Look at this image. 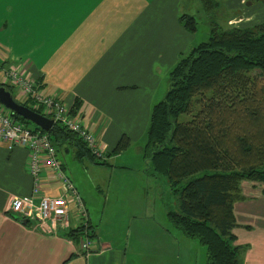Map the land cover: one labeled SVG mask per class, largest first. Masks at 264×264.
I'll return each mask as SVG.
<instances>
[{
	"label": "crops",
	"instance_id": "crops-1",
	"mask_svg": "<svg viewBox=\"0 0 264 264\" xmlns=\"http://www.w3.org/2000/svg\"><path fill=\"white\" fill-rule=\"evenodd\" d=\"M195 1L196 7L186 0H0V85L10 86L4 76L8 67L37 81L46 96L62 103L94 134L106 156L122 138L130 140V147L142 142L137 149L138 168H134L140 187L127 195L132 197L131 203L134 199L133 211L120 237L113 235L115 228L102 227L104 209L97 211L99 216L91 214L60 160L89 211L94 245L88 256H82L78 239H68L70 229L57 236L46 235L10 212L14 198L32 194L30 153L21 146L10 150L0 143V264H134V256L181 261L184 237L173 235L167 223L163 233L154 235L153 230H147L154 204L145 196L149 188L142 184L153 175L146 172L142 149L152 109L168 92L171 70L197 45V33L188 32L180 23L183 14L196 16L200 3ZM228 2L234 4V0ZM241 3L246 8H242L243 14L229 18L230 26L249 27L264 21L263 4ZM236 19L238 25L234 24ZM10 87L16 100L28 102ZM72 150L75 156L74 149L65 151ZM125 154L107 157L109 165L104 166L89 157L83 160L87 159L93 170H107L116 168L112 160ZM44 170L42 193L59 196L61 185ZM242 195L244 200L234 207L236 243L243 247L239 261L264 264V194L243 190ZM238 211L248 214L243 224ZM132 227H137L135 232ZM134 235L141 244L135 253Z\"/></svg>",
	"mask_w": 264,
	"mask_h": 264
},
{
	"label": "trees",
	"instance_id": "trees-1",
	"mask_svg": "<svg viewBox=\"0 0 264 264\" xmlns=\"http://www.w3.org/2000/svg\"><path fill=\"white\" fill-rule=\"evenodd\" d=\"M199 1L211 16L209 39L181 56L171 70L168 92L152 109L142 153L146 172L167 177L178 197L179 209L167 211L169 222L207 249V264H240L243 247L236 243L234 207L244 200L241 183H264V85L250 76L253 71L264 74V21L235 27L228 18L222 25L214 19L219 2ZM256 3L264 0L248 4ZM180 23L196 34V16L183 14ZM19 103L43 115L29 102ZM182 116L191 119L182 122ZM48 134L58 151L71 148L77 160L89 157L103 166L109 165L107 157L131 146L122 138L112 153L97 158L77 133L60 123ZM79 236V230H71L68 239Z\"/></svg>",
	"mask_w": 264,
	"mask_h": 264
},
{
	"label": "rangeland",
	"instance_id": "rangeland-1",
	"mask_svg": "<svg viewBox=\"0 0 264 264\" xmlns=\"http://www.w3.org/2000/svg\"><path fill=\"white\" fill-rule=\"evenodd\" d=\"M186 1L188 3H192L193 0L192 1L186 0ZM217 1L219 2L220 8L215 13L214 19L215 21L221 23L222 25L226 24L228 18L243 14L242 8L243 9L246 8L244 6L241 7L242 6L241 0H234L233 2L234 4H231L230 2H228V0H217ZM198 3H200L199 0ZM260 4H263L261 5V7L264 9V3H260ZM191 5L192 7H196L195 3H192ZM199 5L200 6L196 9V13H195L196 20L198 23L197 25L198 29L196 32L197 45L208 41L211 31L210 13L207 12L205 9H203L202 4ZM263 17H264V13L261 19ZM237 21L238 19L234 20L235 25H238L240 23ZM257 21H255V24L257 23ZM250 76L260 86L264 85V74H262L260 71H253L250 74ZM198 109H196V111ZM190 119H191L190 116H182L180 118L182 122L189 121ZM30 127L32 128L35 126L30 125ZM140 144H142V142L140 141L137 142L136 144L134 143V146L130 147L126 151L127 154L123 155L121 158L117 160L116 159L112 160L114 164L116 162L115 165L116 168L113 169L107 168V170H104L102 168H98V170H93L89 166L90 163L87 159L83 161L77 160L74 156L73 150L70 151L69 153H66V151L64 150L58 152V158L62 160L63 163L66 164L67 174H69L72 177L73 181L76 183L77 187L81 191L86 203L88 204L91 214L95 217L99 216L97 211L104 209L106 213L102 227L108 230L115 228L113 235H117L118 237H120V234L124 232V227L127 228L128 223L126 218H128L130 216V212L133 211L131 205L134 204V199H133V203H131L130 199L132 197H127V195L132 194L133 191H135L140 187V181H138V179H134V168H138V164H139L137 158L138 155L137 149ZM64 159L66 160L64 161ZM125 168H129L130 170ZM113 170L116 171L114 175H112ZM202 175L203 173H200L197 176H194L192 178L183 181L181 186L182 187L185 186L193 178ZM142 187L144 189L149 188V193L147 194L145 192L146 193L145 196H148V198L154 204L153 206H151L150 209L151 212L150 215L152 216V218H149L148 220L151 223V224L148 223L147 226L148 232L150 233L153 230L152 233L154 235H157L159 233H163L164 230L171 229L173 235H177L178 237L181 236L182 238L184 237V239H181V243H180L182 246L183 256L180 262H178V260L174 258L169 260L164 259L159 261L158 259H153V258L147 260L139 259L138 257L134 256V264H207V249L204 246H202L198 240L189 239L185 237L182 231L175 228L168 220L166 212L168 211V209L175 211L178 210L179 200L178 197L175 196L167 177L153 178V176H150L149 181L146 183V185L142 184ZM243 190L246 192L249 190H261V192L264 194V183L256 182L252 180H243V182L241 183V191ZM246 216H248L247 213L243 214L242 212L238 211V220H240L241 224L244 223L243 221L247 218ZM108 218L112 221L115 227L112 225V223L108 221ZM166 223L169 228L164 229V225H166ZM132 228L133 229L135 228L134 229L135 232L137 227H132ZM240 238H242V235H240ZM140 245H141L140 242L138 243L136 242L134 235V253L136 251H139L138 246ZM151 245L152 244H149L148 246L151 247ZM143 246L145 247L146 245ZM175 251L178 254V249Z\"/></svg>",
	"mask_w": 264,
	"mask_h": 264
},
{
	"label": "built area",
	"instance_id": "built-area-1",
	"mask_svg": "<svg viewBox=\"0 0 264 264\" xmlns=\"http://www.w3.org/2000/svg\"><path fill=\"white\" fill-rule=\"evenodd\" d=\"M6 84L16 88L25 101L40 109L43 115L77 133L97 158H104L105 153L88 128L60 102L44 94L41 85L30 77L24 76L15 67L4 71ZM0 143L10 150L17 146L26 148L30 153L28 171L33 180L30 196L16 197L12 200L10 212L35 225L46 235L57 236L63 230H79V248L82 256L93 251L92 227L89 211L78 189L66 174L63 163L58 158V149L49 134L35 130L16 120L11 111L0 104ZM46 169L61 185L59 196H49L41 191L42 174ZM36 199L39 202L36 203Z\"/></svg>",
	"mask_w": 264,
	"mask_h": 264
},
{
	"label": "water",
	"instance_id": "water-1",
	"mask_svg": "<svg viewBox=\"0 0 264 264\" xmlns=\"http://www.w3.org/2000/svg\"><path fill=\"white\" fill-rule=\"evenodd\" d=\"M0 104L11 111L13 115H17L25 119L44 132L50 133L56 125L53 119L48 118L17 102L13 93L2 85H0ZM21 221H23L25 225L28 224L25 220Z\"/></svg>",
	"mask_w": 264,
	"mask_h": 264
},
{
	"label": "bare ground",
	"instance_id": "bare-ground-1",
	"mask_svg": "<svg viewBox=\"0 0 264 264\" xmlns=\"http://www.w3.org/2000/svg\"><path fill=\"white\" fill-rule=\"evenodd\" d=\"M17 101V100H16ZM18 102V101H17Z\"/></svg>",
	"mask_w": 264,
	"mask_h": 264
}]
</instances>
